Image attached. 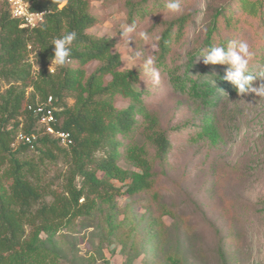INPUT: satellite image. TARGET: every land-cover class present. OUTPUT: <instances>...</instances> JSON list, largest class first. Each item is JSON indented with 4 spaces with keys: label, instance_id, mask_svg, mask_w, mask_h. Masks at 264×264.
I'll list each match as a JSON object with an SVG mask.
<instances>
[{
    "label": "trees",
    "instance_id": "obj_1",
    "mask_svg": "<svg viewBox=\"0 0 264 264\" xmlns=\"http://www.w3.org/2000/svg\"><path fill=\"white\" fill-rule=\"evenodd\" d=\"M27 1L33 9L50 11L43 23L33 29L20 27V21L11 16L7 5L0 4V77L9 83L0 95V264H59L56 252L45 247L40 234L53 235L63 225L90 213L96 207V199L111 203L119 192L112 180L126 185L130 196L148 197L157 205L158 218L175 215L174 209L162 202V175L157 169L167 162L172 152L175 131L163 127L161 112L150 105L152 94L141 86L140 74L135 69L119 68L121 54L113 51L115 39L87 34L88 28L100 22L90 9L93 0ZM63 1L66 3L60 7ZM147 3L143 1L137 10L134 6L131 8V20L135 15H143L144 10L155 12L166 4L155 1L150 9ZM263 14L264 0H228L215 8L203 42L187 54L185 73L169 72L174 86L199 102L206 112L216 107L224 95L238 94L235 86L223 78L227 66L205 65L200 55L204 49L226 44L230 39L244 40L254 53L249 71L264 72ZM254 22L259 25L248 41L242 32L248 26L252 29ZM188 24V16H182L171 21L160 35L158 64L163 70L169 67L168 58L184 40ZM71 31L76 32L77 38L71 46L69 62L49 71L46 65L53 55L52 41ZM29 41L37 47L41 63L34 78L31 64L21 60ZM93 61L98 66L87 74V66ZM254 67L257 69L253 70ZM28 86L34 90L29 103H35L36 95L40 101L53 97L55 107L60 109L56 113V127L68 132L71 139L68 146H61L66 149H60L69 166L64 192L59 195L55 208L45 202L36 212L31 209L44 201L40 181L35 180L38 169L31 160L18 155L34 148L44 157L55 159L54 149L60 148V144L44 134L34 141L33 147L21 142L13 148L17 123L11 124L12 120L25 112L24 133H34L36 126L32 114L22 108ZM68 96L74 99L71 106L66 103ZM120 101L127 104L121 106ZM210 120L206 116L196 130L184 126L187 142L196 144L203 139L219 146L220 130L210 129ZM98 150L102 154L97 157ZM120 160L135 170L123 168ZM155 223L157 218L153 219ZM27 225L32 227L28 235ZM167 264L184 262L171 254Z\"/></svg>",
    "mask_w": 264,
    "mask_h": 264
},
{
    "label": "rangeland",
    "instance_id": "obj_2",
    "mask_svg": "<svg viewBox=\"0 0 264 264\" xmlns=\"http://www.w3.org/2000/svg\"><path fill=\"white\" fill-rule=\"evenodd\" d=\"M143 1L151 5L150 9L155 1L166 2L93 0L90 9L100 22L86 32L115 39L113 51L121 54L119 68L135 69L140 74L141 86L152 94L150 105L161 112L163 127L175 131L172 152L167 162L157 167L162 175V202L172 207L175 215L158 218L157 205L148 197L130 196L126 185L112 180L119 192L111 203L96 199V207L90 213L63 225L53 235L42 232L43 244L56 252L59 264H167L171 254L184 264H264V97L254 93L224 95L216 107L206 112L199 102L174 86L169 74L185 73L188 52L203 42L211 14L228 0H181L180 13H169L164 4L162 9L144 10L143 15H135L131 20V8L140 9ZM185 15L189 24L184 40L168 58L169 67L163 70L158 64L159 39L156 37H160L171 21ZM133 22L139 25L138 31L148 33L147 40L136 37L135 44L130 45L135 49L120 35L122 27ZM258 25L254 22L252 29L248 26L242 32L243 37L250 41ZM26 50L21 60L31 64L34 78L41 66L38 49L29 41ZM134 50H142L144 57L154 58L160 73L159 83L140 66L143 60L131 59ZM51 63L46 68L52 72L57 66ZM97 66V61L89 63L87 74ZM260 83V80L254 82L256 86ZM7 87L8 81L0 77V95ZM33 93V88L28 86L23 111ZM36 101H40L38 95ZM66 103L71 106L74 99L68 96ZM118 104L123 106L127 102ZM25 115L24 112L11 121V124L16 121L17 133L24 132ZM206 116L211 117L210 129L220 130L219 146L203 139L196 144L186 140L188 132L182 130L187 129L184 126L200 129ZM33 132L37 138L44 135L38 125ZM20 143L15 139L13 148ZM61 146L54 149L55 159L44 157L34 148L18 155L31 160L38 169L35 180L40 181L44 201L36 203L31 209L33 212L45 202L55 208L59 195L64 192L69 166L60 151L66 148ZM101 154L102 150L95 152L97 157ZM119 163L123 168L135 170L123 160ZM96 174L103 177L101 171ZM77 183H81V178ZM154 218H157L155 224ZM31 231L32 227L27 225L26 235Z\"/></svg>",
    "mask_w": 264,
    "mask_h": 264
},
{
    "label": "clouds",
    "instance_id": "obj_3",
    "mask_svg": "<svg viewBox=\"0 0 264 264\" xmlns=\"http://www.w3.org/2000/svg\"><path fill=\"white\" fill-rule=\"evenodd\" d=\"M166 10L169 13H180L182 11L181 0H166ZM31 23V19L28 21ZM43 20L41 19V24ZM139 25L136 22L130 25L123 26L120 32L122 40L127 41L130 48L135 49V46H130L132 42L135 44V39L138 36L143 40L148 39L146 31H138ZM77 34L71 31L66 35L55 38L52 41L54 45L53 55L50 57L51 66L64 67L70 60L72 53V44L76 40ZM158 40L159 37H156ZM254 56L250 51L247 41L240 39H230L223 45H213L203 50L202 57L205 65H226L224 79L232 83L240 96L247 94H255L258 97H264V72L253 74L249 71V64ZM132 60H143L142 66L146 74H150L156 83H159L160 73L155 68V60L152 56H143L142 50H134L131 57ZM215 74V73H213ZM260 80L261 83L256 86L255 81ZM215 84V80L212 81Z\"/></svg>",
    "mask_w": 264,
    "mask_h": 264
},
{
    "label": "built area",
    "instance_id": "obj_4",
    "mask_svg": "<svg viewBox=\"0 0 264 264\" xmlns=\"http://www.w3.org/2000/svg\"><path fill=\"white\" fill-rule=\"evenodd\" d=\"M2 2L7 5L11 16L20 21V27L22 28L33 29L40 26L41 19L44 21L46 15L50 12L49 10L33 9L31 3L27 0H0V4ZM29 19H31V23L28 22ZM26 109L32 114L36 126H40L44 134L55 139L62 146L70 144L69 133L56 127L58 123L56 113L60 109L55 107L52 96H49L45 101L28 103ZM36 139V133L26 134L19 132L16 136V140L29 143L32 147Z\"/></svg>",
    "mask_w": 264,
    "mask_h": 264
}]
</instances>
